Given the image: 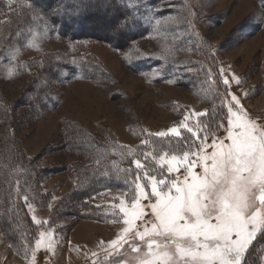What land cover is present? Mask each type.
Here are the masks:
<instances>
[{"label":"rangeland","instance_id":"1","mask_svg":"<svg viewBox=\"0 0 264 264\" xmlns=\"http://www.w3.org/2000/svg\"><path fill=\"white\" fill-rule=\"evenodd\" d=\"M154 2V11L157 6L163 10L155 15L141 10L140 19L151 22L146 33L116 41L114 29L110 32L114 18L105 15L90 17L85 28L88 37L78 42L57 35L41 17L30 24L37 14L23 1L17 0L14 7L20 10L10 14L9 0H0V184L9 196L15 182L13 198L22 204L16 209L20 225L15 229L21 233L24 229L29 244L24 247L29 256H18L0 229V264H29L38 233L49 229L53 250L47 249L45 241L36 252L35 264H96L98 260L137 264L138 254L129 245L118 251L108 245L126 227L123 214L112 205L123 198L131 207L122 170L134 165L126 152L138 151L141 158L149 151L176 154L171 134L168 138L154 134L177 127L185 114L214 106L226 127L227 108L220 107L226 90L221 68L229 78L232 74L242 78L239 84L232 81L227 90L238 96L247 119L264 126L260 0H173L171 6ZM168 17H178L180 23ZM257 17H262L260 24ZM184 21H191L203 42L187 35ZM210 52H214V65ZM68 63L95 64L101 75L83 79L66 68ZM184 63L192 70L178 71ZM209 68L214 73L211 80L205 76ZM156 70L162 73L159 78L154 77ZM172 79L176 82L170 83ZM190 123H196L194 115ZM216 135L224 137L226 132L221 128ZM145 139L150 140L147 146L141 145ZM92 177L112 184L83 200L80 191ZM33 188L40 193L29 201L33 205L29 212L23 196ZM141 204L147 205L148 200ZM144 213L145 221L153 219L150 208L145 207ZM32 215L48 223L35 225ZM25 217L37 228L33 237L24 226ZM135 224L140 230L151 226L140 220ZM130 243L140 247V255L148 251L143 241ZM260 257L264 252L253 250L249 264H261Z\"/></svg>","mask_w":264,"mask_h":264},{"label":"snow or ice","instance_id":"2","mask_svg":"<svg viewBox=\"0 0 264 264\" xmlns=\"http://www.w3.org/2000/svg\"><path fill=\"white\" fill-rule=\"evenodd\" d=\"M119 2L129 9L153 15L163 10L157 6L154 11L146 0ZM16 3L17 0H9L10 14L20 10L14 7ZM162 3L171 6L173 0H162ZM260 5L264 9V0H260ZM58 12L59 8L52 9L48 15ZM142 16L143 12L141 16L132 12L121 24L125 27L134 25ZM38 18L33 16L34 20ZM261 19L257 17V23ZM166 20L180 23L178 17ZM160 23L156 20L157 25ZM183 23L188 25L189 37H194L197 43L203 42L191 21ZM209 58L214 65V52H210ZM179 70L192 69L184 63L178 67ZM161 75L160 71H154L155 78ZM205 76L209 80L213 78L211 68ZM219 76L226 88L222 93L225 99L220 106L227 108L226 127L221 122L223 115L218 118V108L214 106L185 114L177 127L154 134L161 138H168L171 134L177 141L176 154L160 155L149 151L141 158L138 151L129 149L126 152L134 165V168L122 170L128 189L125 195L130 197L131 207L126 206L123 198L112 205L123 214L126 227L108 245L113 251L129 245L138 254L137 264H249V254L253 250L264 252V126L247 119L238 96L227 90L232 81L239 84L242 78L235 74L229 78L224 68L219 70ZM169 82L175 83L176 80ZM190 115L196 117L194 125L190 123ZM221 128L226 132L224 137L216 135ZM149 143L148 139L141 140L143 146ZM20 190L17 183L18 193ZM29 199L25 192L23 202L31 212L33 205ZM145 199L148 204L142 205L141 201ZM145 207L151 209V221L144 220ZM31 219L38 226L48 223L35 215ZM136 220L151 226L140 230ZM38 235L35 248L31 249L29 264H35L36 252L45 246V241L47 249L53 250L51 229L40 231ZM137 239L147 244L148 251L142 255L140 247L130 243V240ZM23 255L27 258L28 251L25 250ZM260 260L264 264V257ZM96 264L103 262L98 260Z\"/></svg>","mask_w":264,"mask_h":264},{"label":"trees","instance_id":"3","mask_svg":"<svg viewBox=\"0 0 264 264\" xmlns=\"http://www.w3.org/2000/svg\"><path fill=\"white\" fill-rule=\"evenodd\" d=\"M24 2V5L34 13L37 14L38 17L42 18V21L47 23V25L54 30L59 36H66L68 39L76 40L78 42L86 39L88 36L86 35V24L90 17H95L99 19L101 16L110 15L114 19L112 20L115 25L110 29H114L115 36H117L116 41L120 40H130L135 36H139L148 31L151 26L150 20L148 22H144L141 19L137 21L134 25L131 26H122L121 22L124 20L126 16H130L132 12H136L135 9H129L126 4H121L119 0H100L94 1L91 0H20ZM107 2V3H106ZM147 5L150 7H155L156 4L154 0H146ZM95 5V6H94ZM106 5V6H105ZM100 7V9L98 8ZM59 8V12L56 15H48L50 10ZM137 14V12H136ZM23 16V14L18 15V17ZM39 19V18H38ZM35 19V22L38 20ZM26 19L24 18V22ZM31 22V23H30ZM32 21L29 20V23L32 24ZM34 22V23H35ZM23 24L21 22L19 25ZM125 29H124V28ZM128 27L130 29H128ZM85 30V31H84ZM8 41L11 40L7 39ZM13 41V40H11ZM115 41V42H116ZM116 44V43H115ZM72 74H76L83 79L94 80L95 78H99L100 70L98 66L95 64H85L78 65L68 63L66 67ZM70 138V137H69ZM79 140V138H76ZM73 138L69 141L73 143ZM169 141V139L167 140ZM176 142V143H175ZM170 145L174 146L175 152L177 151V141L173 139L170 141ZM92 180L89 182L90 184H86L85 187L80 191V196L83 200L90 199L93 194L100 191L101 189H105L110 187L112 182L108 179H95V177L91 178ZM16 181V180H15ZM12 183V182H11ZM15 184V182H14ZM10 187V195H7L6 186L4 184H0V229L4 236V239L12 249L14 253H16L20 257H25L23 252L25 251V244L27 236L24 234V229L22 228V233L19 232L20 220L18 214L16 212L17 207H22L21 203H15L12 194V187ZM33 192L30 193L29 201H35L39 195V190L33 188ZM2 197V199H1ZM11 204L14 209H11ZM17 205V206H16ZM92 207V205H90ZM11 210V212H10ZM90 211V209H89ZM24 226L28 230L29 237H33L35 231L37 230L35 225H32L30 220L26 217L23 220ZM17 228V229H15ZM39 229V228H38ZM22 234V236H21ZM36 235V234H35ZM29 244L27 243V247ZM27 250V249H26ZM29 256V253H28Z\"/></svg>","mask_w":264,"mask_h":264}]
</instances>
